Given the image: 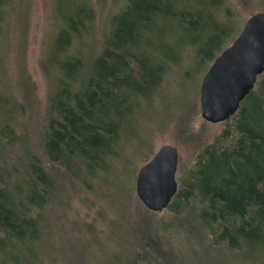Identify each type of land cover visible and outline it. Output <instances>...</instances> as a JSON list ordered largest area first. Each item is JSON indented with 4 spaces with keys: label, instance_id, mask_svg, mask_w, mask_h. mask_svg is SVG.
I'll list each match as a JSON object with an SVG mask.
<instances>
[{
    "label": "trees",
    "instance_id": "1",
    "mask_svg": "<svg viewBox=\"0 0 264 264\" xmlns=\"http://www.w3.org/2000/svg\"><path fill=\"white\" fill-rule=\"evenodd\" d=\"M16 2L0 0V35ZM62 2L69 4L61 9L64 25L44 64L53 93L40 151L28 148L24 165L8 153L11 146L28 147L16 121L19 107L0 100L7 109L0 118V264H45L52 234L44 230L46 214L63 195L91 192L93 181L107 185L106 179L124 194L123 146L117 147L140 107L184 54L190 62L213 63L243 22L230 0H129L97 52L85 41L95 17L91 0ZM226 124L183 176L166 209L173 219L156 229L145 221L141 232L126 231L127 245L112 255L114 264L171 260L175 252L168 247L179 234L197 255L264 262V74Z\"/></svg>",
    "mask_w": 264,
    "mask_h": 264
},
{
    "label": "rangeland",
    "instance_id": "2",
    "mask_svg": "<svg viewBox=\"0 0 264 264\" xmlns=\"http://www.w3.org/2000/svg\"><path fill=\"white\" fill-rule=\"evenodd\" d=\"M65 1L68 0H17L9 9L0 35V100L7 98L19 107L16 121L20 134L26 137L23 145L28 146H11L8 153L23 165L28 148L34 153L40 151L42 122L53 93V78L44 64L55 32L64 25L61 9H67L69 4H60ZM128 1L91 0L95 17L85 41L94 42L97 52L105 44L114 16L124 10ZM230 2L243 21L241 29L251 15L264 12V0ZM211 64L190 62L184 54L180 65L171 67L152 98L140 107L134 127L129 135H122L117 147L123 146L119 182L125 185L124 194L115 193L112 179H106L108 186L100 180L93 181L91 192L71 191L72 194L63 195L59 205L51 204L44 226V230L52 231L50 247L43 257L45 264H114L112 255L127 245L126 231L141 232L145 221L156 229L159 221L173 219L168 210L153 213L146 209L136 194V177L139 169L169 144L179 152L177 180L181 184L204 148L228 127L226 122L212 124L201 116L200 89ZM4 116L7 117V109L0 108V118ZM136 226L135 231H130ZM175 239L176 245L168 247L175 252L172 261L161 256L156 264H264L260 259L241 261L229 254L197 255L192 242L184 243L181 234ZM131 243L136 248L135 241Z\"/></svg>",
    "mask_w": 264,
    "mask_h": 264
},
{
    "label": "water",
    "instance_id": "3",
    "mask_svg": "<svg viewBox=\"0 0 264 264\" xmlns=\"http://www.w3.org/2000/svg\"><path fill=\"white\" fill-rule=\"evenodd\" d=\"M264 74V12L251 15L239 35L210 65L200 89L201 116L212 124L229 121ZM179 152L162 146L136 177V194L152 212H163L178 192Z\"/></svg>",
    "mask_w": 264,
    "mask_h": 264
},
{
    "label": "bare ground",
    "instance_id": "4",
    "mask_svg": "<svg viewBox=\"0 0 264 264\" xmlns=\"http://www.w3.org/2000/svg\"><path fill=\"white\" fill-rule=\"evenodd\" d=\"M53 193V192H52ZM202 245V244H201ZM142 247V246H141ZM147 253V252H146Z\"/></svg>",
    "mask_w": 264,
    "mask_h": 264
}]
</instances>
